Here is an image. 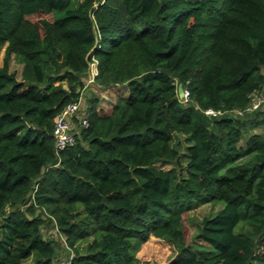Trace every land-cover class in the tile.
Returning a JSON list of instances; mask_svg holds the SVG:
<instances>
[{
	"label": "trees",
	"instance_id": "obj_1",
	"mask_svg": "<svg viewBox=\"0 0 264 264\" xmlns=\"http://www.w3.org/2000/svg\"><path fill=\"white\" fill-rule=\"evenodd\" d=\"M42 12L53 19L31 18ZM5 45L0 264H56L50 221L69 264H151L138 256L151 236L175 248L166 264H264V118H245L263 105L249 110L264 97V0H0ZM94 58L95 82L129 94L110 112L91 99L90 125L76 119L57 151L55 116ZM207 203L222 207L188 240L184 214Z\"/></svg>",
	"mask_w": 264,
	"mask_h": 264
},
{
	"label": "rangeland",
	"instance_id": "obj_2",
	"mask_svg": "<svg viewBox=\"0 0 264 264\" xmlns=\"http://www.w3.org/2000/svg\"><path fill=\"white\" fill-rule=\"evenodd\" d=\"M31 18L35 21H39L43 18L45 19H53L52 14L47 13H38L35 15H32ZM5 49L6 45L0 48V63H4V55H5ZM10 68L12 71H17L18 76H21L22 68L23 66L21 63L13 56L10 61ZM262 70L264 72V66L262 67ZM90 72L88 76L85 77V86L82 89V111L80 113V116L82 117L83 111L86 109V107L89 106L91 99H97L98 104L97 107L101 112H110L112 111L114 104L117 101H120L123 97L128 96L129 90L127 85L125 84H119L116 86H113L111 88L105 89L98 85L95 80L91 81L89 80ZM93 77V76H92ZM260 114L256 115L255 113L253 115H248L245 118L251 119L253 117H258L259 119L264 118V103L259 108ZM256 133H263L264 134V124L256 127L254 130ZM249 134L246 133L245 138L241 142V144H245L246 139L248 138ZM191 143V140L188 136L181 134V133H175L174 135V144L180 149L182 159L184 162L188 161V150L187 147ZM158 165H162V163H159ZM172 164H166L164 165L165 168H170ZM222 206L221 204H213V203H207L202 204L184 214L185 216V226L187 230V239L190 240L192 237L196 234L198 231V225L200 220L211 213L216 212L218 209H220ZM43 233L47 238L55 239L60 242L58 248H57V257H56V264H69L70 256L72 257V253H74L73 248H71L68 243L66 242V237L64 238L63 235L60 234L58 227L55 225V222L52 223L51 221L48 222L43 227ZM64 239H63V238ZM63 241H62V239ZM82 244H85L86 242H81ZM79 243V245L81 244ZM263 251V249H262ZM176 255V250L173 247L171 243L168 241L156 238L155 236H151L150 239L145 242L141 248V250L138 252V256L141 258L143 262H149L151 264H166L169 260H171Z\"/></svg>",
	"mask_w": 264,
	"mask_h": 264
},
{
	"label": "built area",
	"instance_id": "obj_3",
	"mask_svg": "<svg viewBox=\"0 0 264 264\" xmlns=\"http://www.w3.org/2000/svg\"><path fill=\"white\" fill-rule=\"evenodd\" d=\"M98 71V60L94 58L90 65L89 80H95ZM189 94V89H184V101L188 100ZM81 102L82 96L79 98L78 101H74L67 104L64 109L55 116V126L53 130V135L55 137L57 151L65 149L69 145L74 144L76 142V134L79 132V130L76 128V119H80L85 126L90 125L89 119L85 117L86 109L83 111L84 115L82 117L80 116V113L83 109ZM262 103H264V97L260 95H255L254 101L249 110L258 108ZM205 112L209 115H212L218 114L221 111H217L213 108H207ZM238 112L242 113L241 110H239Z\"/></svg>",
	"mask_w": 264,
	"mask_h": 264
},
{
	"label": "water",
	"instance_id": "obj_4",
	"mask_svg": "<svg viewBox=\"0 0 264 264\" xmlns=\"http://www.w3.org/2000/svg\"><path fill=\"white\" fill-rule=\"evenodd\" d=\"M178 91H179V96L182 98L184 97V87L182 83L178 84Z\"/></svg>",
	"mask_w": 264,
	"mask_h": 264
},
{
	"label": "crops",
	"instance_id": "obj_5",
	"mask_svg": "<svg viewBox=\"0 0 264 264\" xmlns=\"http://www.w3.org/2000/svg\"><path fill=\"white\" fill-rule=\"evenodd\" d=\"M1 64V63H0ZM23 66V64H21Z\"/></svg>",
	"mask_w": 264,
	"mask_h": 264
}]
</instances>
